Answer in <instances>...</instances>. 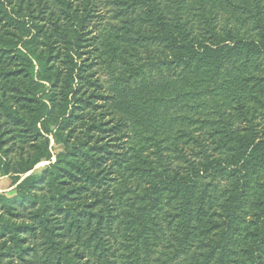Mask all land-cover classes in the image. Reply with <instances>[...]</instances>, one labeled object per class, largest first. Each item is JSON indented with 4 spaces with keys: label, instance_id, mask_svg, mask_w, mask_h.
Returning <instances> with one entry per match:
<instances>
[{
    "label": "trees",
    "instance_id": "trees-1",
    "mask_svg": "<svg viewBox=\"0 0 264 264\" xmlns=\"http://www.w3.org/2000/svg\"><path fill=\"white\" fill-rule=\"evenodd\" d=\"M71 3L56 0L69 23L80 29L93 23L98 32L91 40L102 42L92 50L93 63L74 64L65 56V84L83 78L94 86L97 80L85 70L103 61L113 93L103 99L119 115L103 132L118 127L123 140L92 144L89 131L100 127L97 119L83 129L82 152L103 149L96 159L103 160V200L57 206V212L72 220L70 227L87 218L89 243L101 247L105 263L114 264L108 259L114 257L122 264H264V0ZM56 45L50 39L41 59H56ZM49 85L54 89L55 80ZM78 90L64 94L70 110L59 132L82 119L80 104L90 105ZM81 166L73 163L77 172L70 177L94 179ZM58 167L57 160L47 172L55 190ZM23 186L20 205L26 203ZM69 196L66 191L57 202ZM12 202L0 196V226L16 210ZM47 207L36 208L43 213ZM41 213L34 217L46 222Z\"/></svg>",
    "mask_w": 264,
    "mask_h": 264
},
{
    "label": "rangeland",
    "instance_id": "rangeland-1",
    "mask_svg": "<svg viewBox=\"0 0 264 264\" xmlns=\"http://www.w3.org/2000/svg\"><path fill=\"white\" fill-rule=\"evenodd\" d=\"M69 1L71 8L82 3V0ZM22 17H28L26 22L39 30L25 25ZM44 30L57 43V58L49 61L41 59L50 42L43 35ZM97 32L93 23L83 29L69 23L56 0H0V158L4 164L0 168V196L12 199L16 209L1 218L6 226H0V264H113L105 263L101 247L97 251L93 248L95 242L89 243L92 229L87 225V218H81L70 227L67 222L71 219L65 220L62 213L57 212V206L80 208L95 197L103 200V160L96 161L103 155V149L100 154L94 148L86 156L80 149L84 141L83 129L97 119L100 127L89 131L92 144L100 146L112 140L118 145L123 140L118 127L110 133L103 132V128L117 124L119 116L112 111L111 103L103 99L113 94L103 61L85 70L86 74H91V80H97L94 86L85 83L83 78H76L73 86L65 84L66 74L70 73L65 57L68 53L73 56L74 64L84 59H87L86 64L97 61V54L92 50L99 47L102 39L91 40ZM50 73L53 75L49 78ZM54 80L55 88L52 89L49 82ZM80 84H84L82 91L78 87ZM72 87L79 88L77 97L82 96V92L86 94L90 105L80 104L77 110L82 113V119L59 132L61 118L70 110L65 95ZM103 122H106L104 127ZM69 128H73L72 133L68 132ZM35 160L38 163L31 170L20 174L27 163ZM57 160L59 184L55 190L47 175L49 165ZM73 163H81V170L88 169L94 179L85 178L81 173L78 181L72 179L70 174L77 172ZM44 178L47 181L41 183ZM22 182V190L27 193L25 205L18 203L23 196L18 195ZM66 191L69 198L58 203ZM32 199L37 200L35 207ZM43 203L49 207L43 213L38 212L36 207L40 208ZM40 213L46 217V222L34 217ZM74 215L69 212L70 218ZM101 237L103 239V233ZM108 259L122 264L121 259Z\"/></svg>",
    "mask_w": 264,
    "mask_h": 264
}]
</instances>
